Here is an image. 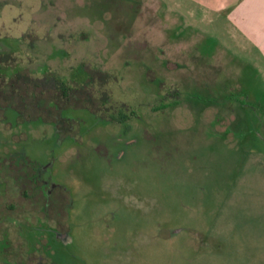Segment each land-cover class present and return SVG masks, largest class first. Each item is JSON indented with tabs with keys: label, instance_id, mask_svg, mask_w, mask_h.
I'll return each mask as SVG.
<instances>
[{
	"label": "rangeland",
	"instance_id": "obj_1",
	"mask_svg": "<svg viewBox=\"0 0 264 264\" xmlns=\"http://www.w3.org/2000/svg\"><path fill=\"white\" fill-rule=\"evenodd\" d=\"M174 5L0 0V264H264V59Z\"/></svg>",
	"mask_w": 264,
	"mask_h": 264
},
{
	"label": "crops",
	"instance_id": "obj_2",
	"mask_svg": "<svg viewBox=\"0 0 264 264\" xmlns=\"http://www.w3.org/2000/svg\"><path fill=\"white\" fill-rule=\"evenodd\" d=\"M174 4L178 9L186 8V13L202 15L204 20L209 16V23L222 19L235 29L239 44L264 59V0H174Z\"/></svg>",
	"mask_w": 264,
	"mask_h": 264
},
{
	"label": "flooded vegetation",
	"instance_id": "obj_3",
	"mask_svg": "<svg viewBox=\"0 0 264 264\" xmlns=\"http://www.w3.org/2000/svg\"><path fill=\"white\" fill-rule=\"evenodd\" d=\"M20 182H21V181H19V180H18V184H19V185H20ZM22 183H23V182H22ZM19 185H18V187H21V188H22V195H25V196H27V193H26L25 189L22 187V186H23V184H21L22 186H21V185L19 186ZM44 198H45V200H47V199H49V198H50V196H48L47 194H44ZM49 204H50V203L46 202V204H45V205L47 206V205H49ZM9 207H12V205L10 204V206H9Z\"/></svg>",
	"mask_w": 264,
	"mask_h": 264
},
{
	"label": "trees",
	"instance_id": "obj_4",
	"mask_svg": "<svg viewBox=\"0 0 264 264\" xmlns=\"http://www.w3.org/2000/svg\"><path fill=\"white\" fill-rule=\"evenodd\" d=\"M50 87L54 88V85L51 84Z\"/></svg>",
	"mask_w": 264,
	"mask_h": 264
}]
</instances>
